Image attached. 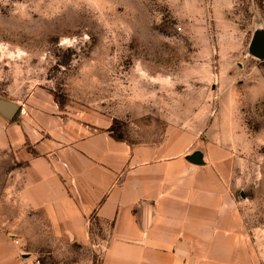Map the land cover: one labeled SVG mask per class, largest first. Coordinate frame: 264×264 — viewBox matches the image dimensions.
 Wrapping results in <instances>:
<instances>
[{
  "label": "rangeland",
  "instance_id": "obj_1",
  "mask_svg": "<svg viewBox=\"0 0 264 264\" xmlns=\"http://www.w3.org/2000/svg\"><path fill=\"white\" fill-rule=\"evenodd\" d=\"M259 33L262 0H0V107L17 108L0 120L40 110L100 118L131 143L180 131L191 157L227 153L242 228L264 257V57L251 51ZM22 168L0 151V231L23 225Z\"/></svg>",
  "mask_w": 264,
  "mask_h": 264
},
{
  "label": "crops",
  "instance_id": "obj_2",
  "mask_svg": "<svg viewBox=\"0 0 264 264\" xmlns=\"http://www.w3.org/2000/svg\"><path fill=\"white\" fill-rule=\"evenodd\" d=\"M31 116L0 120V151L23 163L25 213L18 229L0 231V264H263L242 228L227 153L197 165L180 131L131 143L100 118Z\"/></svg>",
  "mask_w": 264,
  "mask_h": 264
},
{
  "label": "water",
  "instance_id": "obj_3",
  "mask_svg": "<svg viewBox=\"0 0 264 264\" xmlns=\"http://www.w3.org/2000/svg\"><path fill=\"white\" fill-rule=\"evenodd\" d=\"M251 51L254 56L260 59L264 57V34L259 33L258 36L255 37L251 44ZM0 110L2 114L9 119L14 118L17 113V108L11 103L2 104ZM200 158V155L197 154L188 158V161L193 164L200 165L202 164Z\"/></svg>",
  "mask_w": 264,
  "mask_h": 264
},
{
  "label": "built area",
  "instance_id": "obj_4",
  "mask_svg": "<svg viewBox=\"0 0 264 264\" xmlns=\"http://www.w3.org/2000/svg\"><path fill=\"white\" fill-rule=\"evenodd\" d=\"M14 243L17 245L19 242L17 240H15ZM34 264H41V263L38 259H36Z\"/></svg>",
  "mask_w": 264,
  "mask_h": 264
}]
</instances>
